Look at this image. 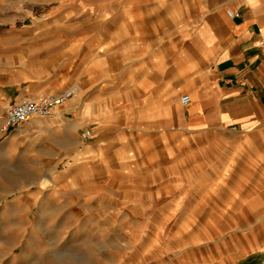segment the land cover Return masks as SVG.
I'll return each mask as SVG.
<instances>
[{"label": "crops", "instance_id": "obj_1", "mask_svg": "<svg viewBox=\"0 0 264 264\" xmlns=\"http://www.w3.org/2000/svg\"><path fill=\"white\" fill-rule=\"evenodd\" d=\"M27 1L0 0V26L25 18ZM113 2L128 4L121 12L133 31L127 43L108 45L106 56L88 34L73 38L56 31L52 40L64 55L54 64L40 63L43 71L0 63V108L48 92H74L53 116H33L8 131L1 127L9 133L7 143L23 145L42 170L49 165L52 179L102 183L114 173L159 177L143 189L173 194L172 207L200 210L205 196L222 187L216 197L226 199L214 198L212 210L255 214L246 223L243 215L241 223L229 220L222 258L259 264L264 257V0ZM228 10L239 15L231 17ZM141 19L161 24L143 28L137 26ZM9 35L24 30L0 28V60L9 57L3 49ZM139 36L146 37L144 43H137ZM18 41L12 51L23 58L24 44ZM75 47L81 48L79 56ZM184 94L191 97L188 104L181 102ZM86 130L91 137L84 136Z\"/></svg>", "mask_w": 264, "mask_h": 264}, {"label": "rangeland", "instance_id": "obj_2", "mask_svg": "<svg viewBox=\"0 0 264 264\" xmlns=\"http://www.w3.org/2000/svg\"><path fill=\"white\" fill-rule=\"evenodd\" d=\"M84 1H27L25 18L0 26L24 30V35L8 36L3 49L8 48L9 57L0 63L9 64L10 69L23 63L30 72L43 71L40 63L51 65L57 62L56 56L64 55L52 40L56 31L73 38L88 34L92 42L99 43L103 56L108 54V45L118 40L121 45L127 43L133 26L121 11H127L128 4H120V8L113 0ZM139 22L137 26L143 28L161 24ZM139 38L137 43H144L146 37ZM17 41L24 44L23 58L12 51ZM80 49L75 47L73 54L79 56ZM123 53L126 57L131 54L128 50ZM6 109L0 108V264H236L222 258L231 233L229 220L241 223L243 215L246 223L255 220V214L212 210L214 198L226 199L225 195L216 197L222 187L205 196L200 210H192L186 204L172 207L173 194L162 197L143 189L150 182L161 181L159 177L129 179L114 173L102 183L52 179L49 165L42 170V165L25 155L23 145L7 143L9 133L1 132ZM228 178L220 183L226 185ZM129 184L141 188L129 189ZM252 262L248 259L245 264Z\"/></svg>", "mask_w": 264, "mask_h": 264}, {"label": "built area", "instance_id": "obj_3", "mask_svg": "<svg viewBox=\"0 0 264 264\" xmlns=\"http://www.w3.org/2000/svg\"><path fill=\"white\" fill-rule=\"evenodd\" d=\"M227 13L231 17L239 15L237 12L231 10H228ZM261 46L264 48V42L261 43ZM73 93L72 89H68L58 94L46 93L35 100L22 99L19 102L12 103L6 109L2 130L8 131L33 116L49 117L55 115L57 110L68 98L73 95ZM190 100L191 97L189 94L181 96V102L183 104H188ZM83 134L84 136L89 137L91 135V131L86 130ZM259 264H264V257Z\"/></svg>", "mask_w": 264, "mask_h": 264}]
</instances>
